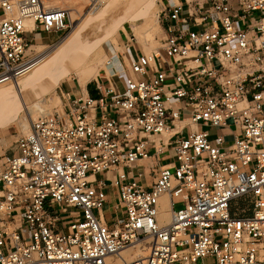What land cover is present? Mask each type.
<instances>
[{"label":"built area","instance_id":"1","mask_svg":"<svg viewBox=\"0 0 264 264\" xmlns=\"http://www.w3.org/2000/svg\"><path fill=\"white\" fill-rule=\"evenodd\" d=\"M68 2L0 0V86L36 67L35 41L65 38ZM187 12L167 1L163 50L133 55L124 90H61V111L0 154V264H264V0H193ZM159 135L177 160L150 189L95 179L148 158Z\"/></svg>","mask_w":264,"mask_h":264},{"label":"rangeland","instance_id":"2","mask_svg":"<svg viewBox=\"0 0 264 264\" xmlns=\"http://www.w3.org/2000/svg\"><path fill=\"white\" fill-rule=\"evenodd\" d=\"M167 1L168 0L152 1L156 8V11H154V14H155L154 16L158 18L159 25L156 28L154 27V30H153L154 39L147 41L144 37V34L142 33L148 29L147 21L145 18L146 11H147V1L146 0H138L136 2H132L130 0H97V1L96 0L94 1L93 0H69L68 2L69 17L73 16L74 18H77V20L79 19L77 24L75 26H72L71 21H70L71 30L68 32L65 38H63L59 42L58 41L56 42L57 39L55 38V35L45 36L43 39H41L40 36H38V38L40 39L35 41L34 46H33V50H34L33 53L38 54V56H40L46 52H53L57 50L59 46H62V43L66 41H70V39L72 40L74 38L73 47L71 48L72 45H70L65 50L66 52L69 50V52L65 54L63 53V51L61 53L58 51L59 53L58 52L56 53V57L54 56L53 58H51V59L56 60L50 66L49 70L52 69L50 71L51 73H47L45 75L47 76L46 78L42 77L43 79L41 78L40 82H39V79L35 80L37 81L36 82L37 84L35 83V81L30 82V84L28 83L29 77L34 76L36 68L32 70L30 73H28L27 75L21 77L20 79V81H22V83H24V86H25L22 90L24 95L26 93V96H27V95H30L31 93L33 95H36L37 97L40 96V98L44 100L46 99L47 101L44 103V107L46 106L48 111L47 110L45 112L36 111L34 112V117H33V113H31V111H29L28 109H26L27 112L26 111L21 112V116L25 117L26 120L29 117L28 118L29 121L28 120L27 121H28V124H30V127L34 120H37L38 118L42 116H52L56 112L61 111L62 101L60 98V93H61V90H63L62 89L63 82H71L72 84L76 83L78 87L80 86L74 74H70L68 76L61 75L62 72L66 70L65 65L68 64L69 60L75 59L76 61H78V59H80L81 56H86L88 58L90 54H92L97 49H100L102 50L100 51V56L102 57L104 55L103 56L104 58L102 57V59L104 60V65H105L106 60H110L111 62H113L114 59H117V57L119 56H121L124 62H126V64L128 65L127 60L124 57V52L129 48V46H131V48L135 47L137 50H142L148 54L154 51L155 52L162 51L164 35H163L162 26L159 22V14L161 12V9L167 4ZM175 1L178 2V0H175ZM83 21L85 24H88V21L89 23L91 21V23L94 25H92L91 23L89 25H84ZM94 32H97L98 34V36L96 35L95 38L93 36L95 34ZM138 33L139 35H141V37L137 35ZM86 41L89 42L88 44H86L87 47L89 46L88 48L87 47L85 48ZM90 42L92 43L91 46H90L91 44ZM37 48H40V49H37ZM83 49L84 50L87 49V50L84 51ZM63 55H66V56H63ZM58 57L62 60V62L60 59H58ZM91 57L88 60H85V65H88V63H90V61L93 60V58ZM65 61H67V63ZM60 63L63 66L60 65ZM54 64L55 65L58 64V66H54ZM109 67H110V64L107 65V68ZM54 69H56L57 71L59 69V71L56 72V70ZM93 81H95V78L92 79L90 82H93ZM28 86L29 88H26ZM33 95H30V96H33ZM30 127L26 131L22 130L20 126L16 123L10 124L4 128L0 127V149L2 150L0 154L11 153L13 147L15 146V142L17 138L26 134L29 131ZM211 132H214V130L211 129ZM4 150L7 152H5ZM90 172L91 171L89 170L88 173ZM108 193L110 195V204L113 205L114 202L116 201V195H115L116 188L109 189ZM182 194H183L182 189L177 188L174 191L175 199L179 200ZM182 206H183L182 203H178L175 205L176 208H181ZM64 217H69V216L67 215ZM161 217L162 216H160L159 214V219L161 222H167L165 221L163 217H162L163 219ZM169 220H170V215H169ZM129 251L132 254L134 252V247L130 248ZM212 261L213 260L211 259L208 260V262H212Z\"/></svg>","mask_w":264,"mask_h":264},{"label":"bare ground","instance_id":"3","mask_svg":"<svg viewBox=\"0 0 264 264\" xmlns=\"http://www.w3.org/2000/svg\"><path fill=\"white\" fill-rule=\"evenodd\" d=\"M130 1L136 2L138 0H130ZM146 1H147V11H146L145 18H146V21H147L148 29L145 32H142V33L144 34L145 39L147 41H149V40H153L154 39V31L153 30H154V27L155 28L158 27L159 23H158V18L156 16H154L155 15L154 11H156L154 3L152 2L154 0H146ZM70 21H71V25L75 26L77 24V22L79 21V19L77 20V18H74L73 16H70ZM90 23H91V21H90ZM90 23L88 21V24H85L84 21H83L84 25H89ZM92 25H94V24H92ZM28 26H31V22H28ZM79 31H80V29H79ZM95 31H97V30H95ZM79 33H81V32H79ZM94 33L95 34L93 36L95 38L96 35L98 36V34H97V32H94ZM102 33H104V32H102ZM137 35H139V33ZM139 36L141 37V35H139ZM73 42H74V38L72 40L70 39V41H66V42L62 43V46H59L58 49L56 48L57 50H55L53 52H46L43 55L38 56V62H37V65L35 67L36 69L34 68L35 69V74H34V76L29 77L28 83L30 84V82H33V81H35L37 79H39V82H40V79L42 77L46 78L47 76H45V75L47 73H51L50 71L52 69L49 70L51 64L56 61V60L51 59V58H53L54 56L56 57V53L58 51L60 53L63 51V53H65V54L67 52H69V50L67 52L65 50L70 45H72L71 46V48H72L73 47ZM88 43L89 42L86 41L85 48L87 47L86 44H88ZM91 45H92V43L90 44V46ZM38 47H40V46H38ZM37 49H40V48H37ZM86 50L87 49H85L84 51H86ZM100 51H102V50L97 49L92 54H90V56L88 58L86 56H81V58L78 59V61H76L74 59L75 62H74V60H69L68 64L65 65L66 70L63 71L61 75L68 76L70 74H74L76 76L77 80H78L79 85L82 88H85V86L94 78H95V80L99 79L101 77L102 78H106L108 76V74H109L107 65L111 64V61L110 60H106L105 65H104V60L102 59V57L104 55L101 57L100 56ZM62 54H60V55H62ZM84 54H85V52H84ZM63 56H66V55H63ZM90 57L93 58L92 61H94V62L90 61V63H88V65H85V60H88ZM72 58H74V57H72ZM72 58H70V59H72ZM58 59H60V58L58 57ZM58 59H57V61H58ZM62 59H63V57H62ZM60 60H59V62H60ZM61 62H62V60H61ZM65 62L67 63V61H65ZM60 65H62V64L60 63ZM54 66H58V64L57 65L54 64ZM56 68H58V67H56ZM54 70H56V69H54ZM58 71H59V69H58ZM58 71L56 70V72H58ZM57 75H58V73H57ZM20 79L21 78H19L17 81L9 82V83H6V84L0 86V127L4 128V127H7L10 124L16 123V124H18L20 126V128L22 130L26 131L30 127V124H28V121H29L28 118L29 117L27 116L28 117L27 118L28 121H27L25 117L21 116V112L22 111H26V109H28L29 111H31V113H33V117H34V112H36V111L45 112L47 110L46 106L44 107V103L47 102V101H46V99L44 100V99L40 98V96L37 97L36 95H33L31 93H30V95H33V96L27 95V96H29V97H27L26 93L24 95L22 90H23V88L25 86H24V83H22V81H20ZM36 82L37 81H35V83ZM29 86L26 87V88H29ZM170 209H171L170 199H169L168 193H166L165 195H162V197L160 199V216H162L165 219V221H167V222L169 220V214L171 212ZM140 248H141L140 245H136L135 246V253H136L135 256H141L142 255V251H141ZM122 255L126 259H131L133 257V255L131 254L129 249L124 250L122 252Z\"/></svg>","mask_w":264,"mask_h":264},{"label":"crops","instance_id":"4","mask_svg":"<svg viewBox=\"0 0 264 264\" xmlns=\"http://www.w3.org/2000/svg\"><path fill=\"white\" fill-rule=\"evenodd\" d=\"M193 0H178L184 6V14L187 15V2H191ZM246 23H239L237 28H241ZM142 50H137L135 47L129 46V48L124 52V57L127 60L128 65L121 56L114 59L111 62L110 67L108 68V76L106 78H99L93 82H90L82 88L78 87L76 83L72 84L71 82H63L62 89L63 91H79L81 88L83 90L88 91L94 97H98L100 95V91L98 90V86H103V88H111V89H120L121 91L125 89L126 83L128 79L138 77L135 73V70L131 66V60L133 55L137 53H141ZM166 68V66H165ZM197 130H209L213 129L210 126L204 124H198L194 126ZM214 130V129H213ZM156 144L150 141L147 144V150L150 154L148 158L142 159L135 164H118L113 167V169L104 174H96L95 179L101 180L105 179L108 181V184L111 183V180L114 178L120 179L122 182H127L130 178L138 179L146 188L150 189L153 184L156 182L158 176L160 175V170L165 165H172L176 162L177 156L176 152L172 148L171 145H167L165 142V138L162 135H159L155 138ZM2 150L0 149V152ZM5 151V150H4ZM15 151V146L12 149L11 153L13 154ZM7 152V151H5ZM114 188L113 186H109L108 190ZM116 201L113 205L110 204V195L108 193V203L107 209L112 208L117 202V193ZM165 195V194H164ZM169 199L170 201H175L174 193H170ZM171 210V209H170ZM170 215V214H169Z\"/></svg>","mask_w":264,"mask_h":264}]
</instances>
